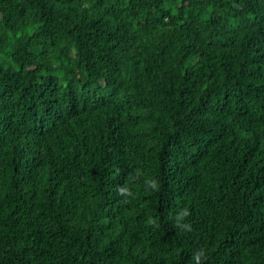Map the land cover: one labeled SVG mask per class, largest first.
Listing matches in <instances>:
<instances>
[{
    "label": "trees",
    "instance_id": "16d2710c",
    "mask_svg": "<svg viewBox=\"0 0 264 264\" xmlns=\"http://www.w3.org/2000/svg\"><path fill=\"white\" fill-rule=\"evenodd\" d=\"M0 264H264V0H0Z\"/></svg>",
    "mask_w": 264,
    "mask_h": 264
}]
</instances>
